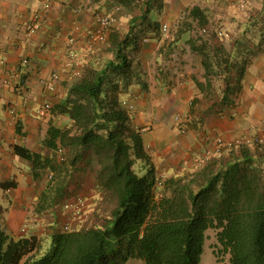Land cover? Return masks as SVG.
I'll list each match as a JSON object with an SVG mask.
<instances>
[{
	"label": "trees",
	"instance_id": "16d2710c",
	"mask_svg": "<svg viewBox=\"0 0 264 264\" xmlns=\"http://www.w3.org/2000/svg\"><path fill=\"white\" fill-rule=\"evenodd\" d=\"M188 15L201 28L209 23L198 6ZM205 33L211 42L198 38L204 71L203 81L195 83L214 98L212 109L220 110L240 86L241 67L235 71L223 36L216 30ZM139 40L130 32L113 44L112 58L102 60L93 52L79 61L77 74L70 70L65 95L51 110L69 122L48 125L42 139L51 157L13 146L14 154L29 162L34 180L46 178L37 211L59 207L56 200L71 177L91 172L99 195L90 208L100 220L68 232L56 228L44 249L36 236L14 238L0 225V264H122L131 258L144 264H199L209 228L215 230L217 262L264 264V144H242L237 154L235 148L224 150L190 174L157 178L124 103L133 85L147 89L127 49ZM58 147L64 149L61 162ZM225 151H230L226 161L219 157ZM139 162L146 168L143 174ZM12 185L0 182L4 190Z\"/></svg>",
	"mask_w": 264,
	"mask_h": 264
},
{
	"label": "crops",
	"instance_id": "0c3cea01",
	"mask_svg": "<svg viewBox=\"0 0 264 264\" xmlns=\"http://www.w3.org/2000/svg\"><path fill=\"white\" fill-rule=\"evenodd\" d=\"M44 2L50 3L49 9L43 10ZM95 2L0 0V44L6 59L0 67V182H14L3 189L10 206L0 205V225L14 238L36 236L40 244L46 243L44 248L50 234L59 228V207L36 211L33 216L38 223H32L27 233L20 232L24 210L13 204L24 197L20 180L30 164L14 154L13 146L17 144L51 157L52 151L42 144L46 129L50 124H67L68 117L51 111L39 118L34 109L43 101L55 105L64 97L71 74L63 64L67 36L75 26L80 30L94 26L92 11L86 6L92 9ZM115 3L121 4L122 9L116 24L107 30L106 40L88 50L85 39L77 34L74 48L83 64L93 52L102 60L112 58L113 44L130 32L140 37L136 47L132 42L127 49L133 66L142 72L147 89L133 85L124 98L133 104L131 122L140 130L157 178L187 175L204 165L209 160L199 164L195 158L204 154L215 136L231 140L240 135H255L264 140V0H247L244 10L239 8L238 0H148L142 6L135 0H103L97 8L110 9ZM75 6H81V11L74 13ZM193 6L203 10L209 22L206 26L199 27L188 15ZM34 10H42L43 25L38 33L26 36L25 23ZM163 22L170 26L168 35L160 31ZM195 29L216 30L229 46L235 71L241 67L240 86L230 95L229 105L220 110L212 109L214 98L195 83V79L203 81L204 71L202 57L196 51L198 38L211 42L206 33L197 36ZM143 36L148 40L142 42ZM21 54L28 57L25 66L20 64ZM52 72L59 77L54 90L49 92L38 79ZM7 103L14 105V115L5 110ZM175 116H179L180 123ZM20 137L26 141L20 142ZM229 153L225 151L219 157L226 161ZM234 153L237 154V147ZM137 166L140 174L146 171L140 162ZM85 174L91 182L89 187L85 186L89 191L86 198L93 202L99 194L91 172L80 173L79 184L84 185L81 179ZM28 177L26 174L27 180Z\"/></svg>",
	"mask_w": 264,
	"mask_h": 264
},
{
	"label": "built area",
	"instance_id": "2783aa9c",
	"mask_svg": "<svg viewBox=\"0 0 264 264\" xmlns=\"http://www.w3.org/2000/svg\"><path fill=\"white\" fill-rule=\"evenodd\" d=\"M138 4H144L146 0H135ZM239 2V8L241 10H244L247 6V0H238ZM101 3H103V0H96L95 6L91 9L90 6H86L88 10L92 11V16L94 19V26L93 27H84L82 30L79 29L78 26H75L74 30L70 32L67 36L66 45L67 49L64 54V60L63 64L64 67L71 70L73 74H77V66L79 64V58L78 53L76 49L74 48V44L77 41V34H81L82 37L86 41L87 49L91 50L94 45H97L101 42H104L106 40V32L111 26L116 24L117 22V14H120L122 5L115 3L112 5L110 9H98L97 6H99ZM50 7L49 2H44L43 4V10H47ZM81 6H75L72 8V11L74 13H77L81 11ZM43 12L42 10H34L31 12L28 20L25 23V34L26 36H32L36 33H38L43 25ZM177 27V25L175 26ZM169 24L167 22H163L160 25V31L162 34L168 35L169 34ZM203 32L206 31V29L202 30ZM148 40V37L143 36L141 38L142 42H145ZM5 54L4 50L0 44V67L4 66L5 64ZM29 62L28 57L24 54L20 55V64L22 66L27 65ZM58 73L52 72L48 77H40L38 79L39 83L43 86V89L49 92H52L55 88L56 80L58 79ZM5 83H8L4 81ZM125 105L127 106V109L131 112L133 111V104L124 101ZM52 110V102L49 100L43 101L40 103L35 109H34V115L36 117H44L48 115ZM7 111L14 115L15 114V108L14 105L8 104ZM175 120L180 123L179 116H175ZM181 132H185V127L180 128ZM20 142H25V137L19 138ZM264 142L263 138L260 136H246V135H240L237 136L231 140L224 139L222 136H215L211 139V143L208 147L205 148L204 154L200 157L195 158V161L197 163H203L206 160H209L211 157L216 156L223 152L224 150H229L231 148H236L239 145H248V146H255L258 144H262ZM56 156L58 161L64 160V149L61 147L57 148ZM52 174L49 172L47 174V179H51ZM161 180H157V184H160ZM89 201L86 197H82L80 195H71L67 198H65L60 204H59V219L61 220L59 224L60 231L68 232L75 229H79L80 227H87L84 225H78L79 222H82L88 217L89 213ZM32 223L37 224L38 218L37 217H30L25 218L22 222V225L20 227L21 233H27L28 229L31 228Z\"/></svg>",
	"mask_w": 264,
	"mask_h": 264
},
{
	"label": "rangeland",
	"instance_id": "374dc122",
	"mask_svg": "<svg viewBox=\"0 0 264 264\" xmlns=\"http://www.w3.org/2000/svg\"><path fill=\"white\" fill-rule=\"evenodd\" d=\"M195 34H197V36H205V32H203L201 29H195ZM8 105V103H7ZM5 105H3V109H5L4 107ZM7 111V106L6 109ZM26 174L29 175L28 180L26 179ZM24 174L23 178H21L20 180V185L23 188V191H25L23 193V198L21 199L20 202H17L14 205L15 208L19 209H23L24 210V219L25 218H30L33 217V215H35L34 213L37 211L36 209V203L37 200L39 198V195L41 193V190L44 186L45 183V177L44 175H42L39 180H34L31 176V172L30 170L27 171V173ZM80 174V173H79ZM78 173H75L71 178L73 181H71V185L67 188L66 191H64L59 198L56 200V203H61L65 198L71 196V195H80L82 197H86L89 193L88 189H86L87 187H89V185L91 184L90 182V176L87 174H85V177L83 176V178L81 180L84 181V185H80V178L78 177L79 175ZM81 176V175H80ZM27 180V181H26ZM11 182H13V180H10ZM77 181V183H76ZM4 182V181H3ZM87 185V187H85ZM92 202L89 201V205H91ZM0 205L8 207L10 206L9 204V200L7 198V196L5 195L3 189L0 186ZM92 207H89V213H88V217L83 220L82 222H79L78 225H84V226H89L93 220H97L99 221L100 218H94V214L91 211ZM3 209L2 207H0V214L2 213ZM24 221V220H23ZM205 240L203 242V249H202V253L200 256V261L199 264H221L219 262L216 261V257L212 252L213 249V244L215 243V230L214 229H207L205 231ZM46 245L45 242H43V244H40L41 249L44 248V246ZM225 261H227V256L224 257ZM122 264H144L142 260L140 259H128L126 262L122 263Z\"/></svg>",
	"mask_w": 264,
	"mask_h": 264
}]
</instances>
